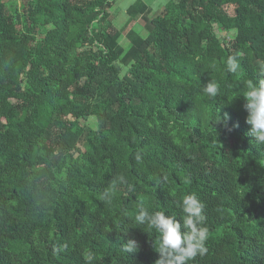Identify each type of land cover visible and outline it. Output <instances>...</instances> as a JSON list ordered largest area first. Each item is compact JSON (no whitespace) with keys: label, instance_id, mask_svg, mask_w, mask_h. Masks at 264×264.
Returning <instances> with one entry per match:
<instances>
[{"label":"trees","instance_id":"16d2710c","mask_svg":"<svg viewBox=\"0 0 264 264\" xmlns=\"http://www.w3.org/2000/svg\"><path fill=\"white\" fill-rule=\"evenodd\" d=\"M116 1L0 0V264H156L135 214L179 220L190 193L209 236L189 264H264V145L241 96L264 78V0H136L110 20Z\"/></svg>","mask_w":264,"mask_h":264},{"label":"clouds","instance_id":"9594fccd","mask_svg":"<svg viewBox=\"0 0 264 264\" xmlns=\"http://www.w3.org/2000/svg\"><path fill=\"white\" fill-rule=\"evenodd\" d=\"M240 67L237 56L227 58L226 69L229 73H236ZM259 67L264 73V61L259 62ZM203 90L214 97L219 92V85L210 81ZM241 96L244 100L243 109L247 113L245 122L249 125V135L256 144L264 145V78L256 82L249 80ZM216 118V123H219L220 119ZM103 195L111 202L107 193ZM179 207L182 212L179 220L175 214L166 215L165 211L149 212L143 206L135 214V223L146 226L156 234V251L160 257L156 264H189V261L198 255L203 256L208 250L206 242L209 228L206 226L203 202L197 194L190 193L181 198ZM121 246L128 255L134 254L139 247L138 242L133 239Z\"/></svg>","mask_w":264,"mask_h":264},{"label":"rangeland","instance_id":"374dc122","mask_svg":"<svg viewBox=\"0 0 264 264\" xmlns=\"http://www.w3.org/2000/svg\"><path fill=\"white\" fill-rule=\"evenodd\" d=\"M146 2V4L150 7L151 10H156L157 8H159L160 6H163L166 4V0H143ZM136 2V0H117L116 3L114 4V6L111 8L110 10V20H117L118 18H120V16H123V14L126 12L127 8L129 6H131L132 4H134ZM16 6L19 7V2H16ZM125 19L121 20V22L119 23V25H117V29H121L125 24ZM117 24V22H116ZM145 26V21L143 20H139L138 24L136 25V31L141 34L144 35L145 31L143 30V27ZM66 112H68V110H65V114ZM69 117V116H67ZM89 126H94L95 127V119L90 118L89 120Z\"/></svg>","mask_w":264,"mask_h":264}]
</instances>
